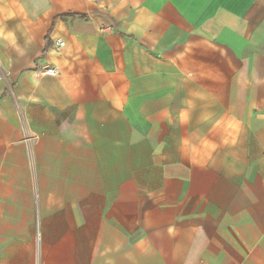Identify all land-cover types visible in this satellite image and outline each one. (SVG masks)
<instances>
[{
	"label": "crops",
	"instance_id": "obj_1",
	"mask_svg": "<svg viewBox=\"0 0 264 264\" xmlns=\"http://www.w3.org/2000/svg\"><path fill=\"white\" fill-rule=\"evenodd\" d=\"M4 24L0 264H264V0H0Z\"/></svg>",
	"mask_w": 264,
	"mask_h": 264
},
{
	"label": "rangeland",
	"instance_id": "obj_2",
	"mask_svg": "<svg viewBox=\"0 0 264 264\" xmlns=\"http://www.w3.org/2000/svg\"><path fill=\"white\" fill-rule=\"evenodd\" d=\"M40 8H39V13H42L43 15H45V19H46V22H48L47 21V19H48V16L50 15V13L52 12V10H51V5H45V6H39ZM31 9V8H30ZM37 11V12H38ZM31 13L30 14H32V13H34L33 11H30ZM35 24H37V22L35 21L34 22ZM34 23H32V22H29L28 24L30 25V26H32V25H34ZM24 24H26V23H24ZM19 25H21V23L19 22V23H17V22H15V23H13L12 24V26L11 27H14V31H17L16 29H18V27H19ZM4 27H5V24L4 25H0V35H2L3 34V29H4ZM11 27H10V29H11ZM263 43V42H262ZM262 48V47H261Z\"/></svg>",
	"mask_w": 264,
	"mask_h": 264
},
{
	"label": "built area",
	"instance_id": "obj_3",
	"mask_svg": "<svg viewBox=\"0 0 264 264\" xmlns=\"http://www.w3.org/2000/svg\"><path fill=\"white\" fill-rule=\"evenodd\" d=\"M57 44L60 46H63V43L61 41H57ZM43 72L45 75H48V76L57 74V71L55 68H51V69L47 68V69L43 70Z\"/></svg>",
	"mask_w": 264,
	"mask_h": 264
},
{
	"label": "trees",
	"instance_id": "obj_4",
	"mask_svg": "<svg viewBox=\"0 0 264 264\" xmlns=\"http://www.w3.org/2000/svg\"><path fill=\"white\" fill-rule=\"evenodd\" d=\"M65 16H72V17H75V18H83V19H87L88 18V15L86 14H75V13H66L65 15H62V17H65ZM47 40H49V36L47 38Z\"/></svg>",
	"mask_w": 264,
	"mask_h": 264
},
{
	"label": "clouds",
	"instance_id": "obj_5",
	"mask_svg": "<svg viewBox=\"0 0 264 264\" xmlns=\"http://www.w3.org/2000/svg\"><path fill=\"white\" fill-rule=\"evenodd\" d=\"M9 38H10V34H9ZM181 118H182V119L184 118V114H183V113L181 114Z\"/></svg>",
	"mask_w": 264,
	"mask_h": 264
}]
</instances>
